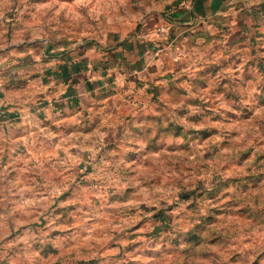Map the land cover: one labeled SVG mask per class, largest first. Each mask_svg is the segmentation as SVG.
I'll use <instances>...</instances> for the list:
<instances>
[{"label": "rangeland", "instance_id": "rangeland-1", "mask_svg": "<svg viewBox=\"0 0 264 264\" xmlns=\"http://www.w3.org/2000/svg\"><path fill=\"white\" fill-rule=\"evenodd\" d=\"M187 1L0 0V58L115 39L145 65L84 132L0 121V264H264V0L175 31Z\"/></svg>", "mask_w": 264, "mask_h": 264}, {"label": "crops", "instance_id": "crops-1", "mask_svg": "<svg viewBox=\"0 0 264 264\" xmlns=\"http://www.w3.org/2000/svg\"><path fill=\"white\" fill-rule=\"evenodd\" d=\"M228 1L188 0L171 9L169 24L175 31L189 29L220 14ZM143 56L142 48L109 39L105 44L80 41L70 48L60 44L47 59L0 58V121L35 126L54 120L76 133L89 130L93 116L107 111V104L118 99L120 91L113 89L121 81L123 67L144 69ZM18 65L41 67L33 72L26 69L33 75L25 79L5 72L8 66Z\"/></svg>", "mask_w": 264, "mask_h": 264}]
</instances>
